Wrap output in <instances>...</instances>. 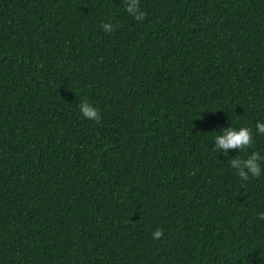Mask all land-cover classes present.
<instances>
[{"label":"trees","instance_id":"obj_1","mask_svg":"<svg viewBox=\"0 0 264 264\" xmlns=\"http://www.w3.org/2000/svg\"><path fill=\"white\" fill-rule=\"evenodd\" d=\"M125 2L0 0V264H264V0Z\"/></svg>","mask_w":264,"mask_h":264},{"label":"clouds","instance_id":"obj_2","mask_svg":"<svg viewBox=\"0 0 264 264\" xmlns=\"http://www.w3.org/2000/svg\"><path fill=\"white\" fill-rule=\"evenodd\" d=\"M125 11L138 21H142L145 12L141 9L139 0H126ZM105 32H112L114 25L111 23H102ZM79 110L84 118L92 121L100 120L99 110L86 100L79 104ZM255 134L264 135V120H258L255 124ZM214 144L220 154H228V150H236L238 153L242 150L251 148L254 144V133L251 127H226L215 135ZM230 166L237 170L239 177L243 181H248L250 177H260L264 173V155L252 151L250 155L242 159L239 155L230 159ZM258 219L264 220V213L258 215ZM159 238L162 231L157 229L153 234Z\"/></svg>","mask_w":264,"mask_h":264}]
</instances>
